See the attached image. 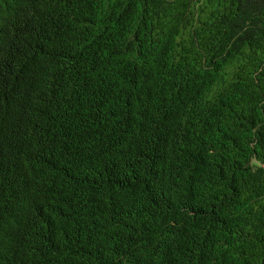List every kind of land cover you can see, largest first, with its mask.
<instances>
[{
  "label": "trees",
  "instance_id": "1",
  "mask_svg": "<svg viewBox=\"0 0 264 264\" xmlns=\"http://www.w3.org/2000/svg\"><path fill=\"white\" fill-rule=\"evenodd\" d=\"M0 264H264V0H0Z\"/></svg>",
  "mask_w": 264,
  "mask_h": 264
}]
</instances>
